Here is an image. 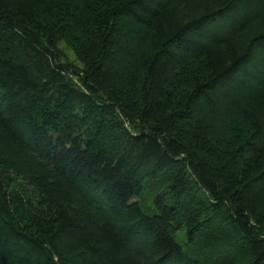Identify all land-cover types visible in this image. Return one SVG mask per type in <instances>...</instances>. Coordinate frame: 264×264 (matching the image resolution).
<instances>
[{"label":"trees","instance_id":"1","mask_svg":"<svg viewBox=\"0 0 264 264\" xmlns=\"http://www.w3.org/2000/svg\"><path fill=\"white\" fill-rule=\"evenodd\" d=\"M0 264H264V0H0Z\"/></svg>","mask_w":264,"mask_h":264},{"label":"rangeland","instance_id":"2","mask_svg":"<svg viewBox=\"0 0 264 264\" xmlns=\"http://www.w3.org/2000/svg\"><path fill=\"white\" fill-rule=\"evenodd\" d=\"M62 50L64 52V54L67 56V58L69 59L70 62H72L75 65H78L79 63L75 60L72 52L68 49V48H64L62 46Z\"/></svg>","mask_w":264,"mask_h":264}]
</instances>
